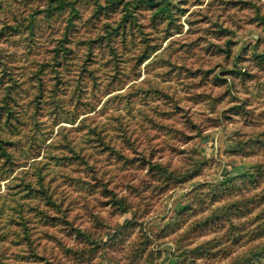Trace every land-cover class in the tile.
Wrapping results in <instances>:
<instances>
[{"label":"clouds","instance_id":"9594fccd","mask_svg":"<svg viewBox=\"0 0 264 264\" xmlns=\"http://www.w3.org/2000/svg\"><path fill=\"white\" fill-rule=\"evenodd\" d=\"M101 2L0 0V78L19 85L9 93L0 83V264H171L184 256L183 264H212L214 255L227 256L231 264H264V251L246 258L247 245L232 244L230 225L239 220L229 219L225 230L220 224L201 225L215 238L199 257L187 251L200 234L191 230L195 219L185 224L186 217L177 218L171 209L153 208L160 189L179 183L185 173H199L192 191L203 204L229 176L242 188L252 187L245 177L232 175L241 165L264 188V62L254 58L257 47L239 48L257 37L264 42V0H189L186 19L207 14L208 23L193 24L201 37L194 42L196 51L175 59L177 39L165 35V19L179 16L171 7L178 0H165L169 7L155 21L141 0H123L126 6L110 23L121 16L128 22L110 35L96 11ZM117 4L112 0L113 7ZM103 14L112 16L107 9ZM214 20L232 30L239 41L235 49L229 51ZM101 31L103 41L91 47L77 43ZM65 35L71 53L53 55L50 45L63 49L59 37ZM146 38H154L155 47L144 46ZM165 61L201 69L215 63L239 74L234 71L222 88L196 95L191 89L201 81L188 79L180 68L166 73ZM92 62L95 67L89 68ZM173 78L175 85L163 83ZM185 94L199 103L177 110ZM233 102L235 107L223 111ZM193 128L199 140L181 151ZM205 129L211 130L204 135ZM165 150L168 159H160ZM231 151L241 159L226 158ZM254 153L260 155L251 158ZM192 207L199 211L197 204ZM242 228L244 240L255 231L250 222Z\"/></svg>","mask_w":264,"mask_h":264},{"label":"rangeland","instance_id":"374dc122","mask_svg":"<svg viewBox=\"0 0 264 264\" xmlns=\"http://www.w3.org/2000/svg\"><path fill=\"white\" fill-rule=\"evenodd\" d=\"M165 1V0H161ZM141 3L144 5L143 11L146 13H151L153 21H155L158 17L161 16L162 13L165 11H161L156 13V6L150 5L148 2ZM189 0H178L177 5H171L172 8H175L176 12L179 13L178 17L175 18H166L165 22L169 26L168 31L165 33L169 40L173 38L177 39L175 44L176 52L173 54V59H175L176 54H187L190 50L196 51L194 47L195 40H200L201 37L198 33L192 31L193 24H207V14L193 17L192 19H186L189 16V8H188ZM126 5L121 2L117 4V7L112 6V0H102L100 6L97 8V13H101L100 19L103 20L105 27L109 28V35L111 31L115 30H122V24H127L128 18L121 16L119 18L118 23H110L112 17L116 15L118 10H122L123 7ZM141 4L138 3L133 7H140ZM109 10L112 12V16L104 15L103 13L105 10ZM167 17L168 13L166 14ZM223 19V17H220ZM177 20H184L182 25L177 24ZM214 29L220 36H223L228 44L231 45L232 49H235L239 44V41L234 37L232 34V30L228 28L227 24L225 23L223 26L217 27L219 21L214 20L213 22ZM15 31V29H13ZM67 32V28L64 29ZM239 31V29H237ZM3 35V32H0V36ZM188 37H193L194 39H189ZM106 38L105 33L103 31L99 32V34H91L86 38H81L77 40V43L84 45L87 44L89 47L95 42L103 41ZM59 41L63 45V49L58 48L56 43L50 45L52 49L53 55H59L60 52L63 50L65 55L71 53L72 51V44L71 41L67 38V36H60ZM144 46L151 45L155 47L156 41L154 38H146L145 41L142 42ZM250 47H257V51L254 54V58L257 60V64L260 62H264V53L260 52V48H264V42H261L260 38L257 37L256 41L252 42L251 44H239V48L241 51H246ZM221 52L224 50L221 49ZM205 55H211L213 59L215 58V53H209L207 49H204ZM227 58V57H226ZM237 59H241L239 54H237ZM90 59L89 57L85 58V62ZM192 56L189 55V61H191ZM245 62L248 60V57L242 58ZM58 64V61H57ZM45 66V62L41 63V67ZM89 68L95 67V62L88 64ZM141 67H144L143 62H141ZM166 73H173L175 74V69L180 68L188 73V79H195L201 81L197 87L191 89V91L195 92L196 95L204 94L207 95V92H204L205 89L213 90L219 89L223 87L224 82L226 81L227 77L230 76L234 71L239 74V70H234L231 67L222 68L219 67L217 64L208 65L205 64L203 69L200 68L199 64L193 65L192 67H188L186 64H173L171 61H165V63L161 66ZM83 70V69H82ZM159 70V69H158ZM39 71V69H37ZM219 73V75H216ZM207 75H211L212 78L208 79L204 82V78ZM252 78H254L253 73H249ZM4 76H7V73H4ZM143 79V73L140 76ZM10 79V78H9ZM0 83H3L5 87L9 89V93L14 90L16 87H19L15 81L11 83L8 80H4L0 78ZM57 83H59L57 81ZM165 85L173 84L175 85V79L165 80L163 81ZM119 91H124V89H120ZM186 99L181 100L180 104L177 105V110H182L185 104L192 105L195 108V105L199 103L192 99L191 96H187ZM7 100H11V95L5 97ZM235 102L230 104L228 108L223 109V111H228L231 108L235 107ZM3 107V106H0ZM7 115L10 117L12 113L9 111ZM227 119V117H225ZM167 120H171L172 117L168 116L165 117ZM211 129H205L204 135H206ZM187 140L182 142L181 144V151H183L184 147L187 145H192L193 143L199 140V135L197 134L195 128L192 131L186 133ZM249 139H256L255 137H249ZM226 158L241 159V154L236 151L227 152L224 154ZM260 154L254 153L252 154L251 158H255ZM159 157L153 156L152 159L155 161ZM169 157V153L165 150V154L160 159L167 160ZM250 157H244V159H249ZM179 160V153L173 155L172 163L175 164ZM75 167L76 165H71ZM149 165L145 163V168H148ZM249 167H254V165H249ZM139 171V170H138ZM73 175H77V173H73ZM233 176L238 177H245L249 184L252 185L251 188H242L239 184H236L235 181L232 180V176L227 178L225 182V186L219 189H216L215 186L211 192V195L208 196V203L203 204V197H196L195 193H193L192 189L197 187L196 181L199 176V173L196 174H189L185 173L184 177L181 179L179 183H168L164 187L160 189L155 197H153V208L154 209H171L177 215V218L185 219V224L189 221L195 219V223L192 224L191 230L197 231L199 230V237L194 240L191 244V247L187 250L189 254H196L199 257H203L207 255L210 251L209 242L215 238L214 232L203 231L200 229V226L203 225L205 228L211 226V224H220L222 230L224 229V225L227 223L229 219L235 221L239 220L241 224H232L230 227L234 229L233 236L231 238L232 244L235 246L240 247L241 249L244 248L245 244L247 245L246 249V258L247 256H251L255 253H259L264 251V228H261L260 225L264 223V188H260L259 185L255 184V176L252 175L251 172H248L246 168L241 165L238 167L235 172L232 174ZM228 181H231L232 184L235 186H229ZM188 185H192V188H189ZM107 191V190H106ZM205 195L208 194V189L206 187L203 188ZM179 193L178 196L173 198L174 193ZM191 194V195H190ZM25 197L28 196V192L24 193ZM51 203V202H48ZM193 204H197L199 206V211L193 210ZM187 210V211H186ZM52 218L55 219V214H51ZM165 219H167V213H164ZM250 218V220H249ZM251 223L255 226V231L252 232L251 235H247V240H244L242 232V224ZM183 230V229H181ZM240 236V239L236 237ZM164 238H167L165 236ZM243 241V243L241 242ZM218 251V250H217ZM41 258H43V254ZM23 259V258H22ZM187 259L186 256L180 257L177 259H173L171 264H183V260ZM212 264H231L229 258L227 256H220L217 258L215 255L212 257Z\"/></svg>","mask_w":264,"mask_h":264},{"label":"trees","instance_id":"16d2710c","mask_svg":"<svg viewBox=\"0 0 264 264\" xmlns=\"http://www.w3.org/2000/svg\"><path fill=\"white\" fill-rule=\"evenodd\" d=\"M144 1L148 2L152 6H156V13L161 12V11H166V9H168V7H169V4H167V3H165V1H161V0H143V2ZM121 2H123V0H118V3H121ZM167 13H168V16H171L170 12H167Z\"/></svg>","mask_w":264,"mask_h":264}]
</instances>
